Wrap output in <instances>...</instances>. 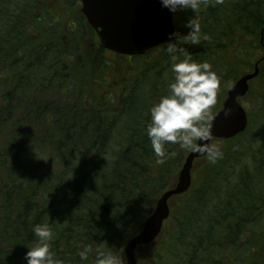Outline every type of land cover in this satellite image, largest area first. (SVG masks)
Masks as SVG:
<instances>
[{
	"label": "trees",
	"instance_id": "1",
	"mask_svg": "<svg viewBox=\"0 0 264 264\" xmlns=\"http://www.w3.org/2000/svg\"><path fill=\"white\" fill-rule=\"evenodd\" d=\"M193 17L199 44L183 42ZM262 30L264 0H207L178 16V46L220 79L209 118L264 56ZM168 43L112 52L111 62L77 0H0V264H27L33 229L44 224L64 264L117 257L174 184L190 150L168 143L157 157L146 134L149 109L174 76ZM242 104L246 129L215 140L214 161H197L148 245L158 248L149 264H264V59Z\"/></svg>",
	"mask_w": 264,
	"mask_h": 264
},
{
	"label": "water",
	"instance_id": "2",
	"mask_svg": "<svg viewBox=\"0 0 264 264\" xmlns=\"http://www.w3.org/2000/svg\"><path fill=\"white\" fill-rule=\"evenodd\" d=\"M81 12L96 33L100 45L109 51L121 55H139L155 50L168 43L169 33L175 31L173 13L161 6L160 0H80ZM261 44H264L263 30ZM259 58L250 72L240 76L226 91L220 108L210 117L211 146L214 140H227L244 132L248 116L241 104L249 90L250 83L259 73ZM231 115L225 117L226 109ZM197 145L204 141H196ZM207 154L189 151L177 175L175 184L164 190L156 199L151 212L141 227L124 245V263L138 264L135 252L137 248L153 244L163 230L165 220L170 214L172 198L184 194L192 184L194 163ZM72 264H85L75 262Z\"/></svg>",
	"mask_w": 264,
	"mask_h": 264
},
{
	"label": "clouds",
	"instance_id": "3",
	"mask_svg": "<svg viewBox=\"0 0 264 264\" xmlns=\"http://www.w3.org/2000/svg\"><path fill=\"white\" fill-rule=\"evenodd\" d=\"M206 2L207 0H160L161 6L173 14L185 10L195 13ZM216 3H223V0H216ZM185 27L189 31L183 37V42L190 40L192 44H199L201 27L198 18H190ZM168 35L166 52L171 59V72L174 76L168 85L167 94L162 95L149 109L146 134L157 157H165L164 146L171 143L178 144L182 149L207 154L214 161L221 153L217 148L206 144L211 139L208 110L216 103L220 79L208 62H197L190 53L178 46L181 37L176 31ZM224 115H231V109H226ZM197 140L204 143L197 145ZM33 234L36 238L34 245L26 246L28 250L24 259L27 264H64L50 250L53 234L46 224L36 225ZM91 251V247L85 248L80 253L81 259H85ZM96 264H121V261L112 253L98 252Z\"/></svg>",
	"mask_w": 264,
	"mask_h": 264
},
{
	"label": "rangeland",
	"instance_id": "4",
	"mask_svg": "<svg viewBox=\"0 0 264 264\" xmlns=\"http://www.w3.org/2000/svg\"><path fill=\"white\" fill-rule=\"evenodd\" d=\"M46 1V0H45ZM79 8H80V6H79ZM180 13L181 12H177L176 14H173V16H174V21H176L177 20V18H178V16L180 15ZM90 34V33H89ZM92 35V34H91ZM96 36V35H95ZM96 38H97V36H96ZM90 39V38H89ZM107 56L109 57V60L111 61V62H113L114 61V58L115 59H117V56L116 55H114L112 52H110V51H108L107 52ZM110 66H111V68L113 67L112 66V64L110 63ZM97 83H95L94 84V87L96 86L97 87ZM99 86V85H98ZM241 102H243V99H241ZM186 156V155H185ZM197 161L198 160H196L195 161V163H194V167H196L197 165H199L198 163H197ZM180 168L181 167H179V169H178V172H179V170H180ZM178 172H177V174H176V180H177V175H178ZM176 180H175V182H176ZM175 182H174V184H175ZM173 184V185H174ZM172 185V186H173ZM171 186V187H172ZM180 196V195H179ZM179 196H177V197H174V198H172L171 199V201H170V204H171V202L175 199V198H178ZM159 238V237H158ZM158 238L156 239V241L155 242H157V240H158ZM154 242V243H155ZM125 245V244H124ZM124 245L122 246V248L120 249V252H119V255L117 256V258H119V260L121 261V264H123L124 263V253H123V249H124ZM158 248H150V246H144V247H139V248H137V250H136V252H135V256H136V258H137V261H138V264H149L150 263V260H153L155 257H153L152 256V254L155 252H157L158 250H157ZM164 252L162 251V255L164 256L165 255V253L163 254ZM250 260V257H248L247 259H246V262H248Z\"/></svg>",
	"mask_w": 264,
	"mask_h": 264
},
{
	"label": "flooded vegetation",
	"instance_id": "5",
	"mask_svg": "<svg viewBox=\"0 0 264 264\" xmlns=\"http://www.w3.org/2000/svg\"><path fill=\"white\" fill-rule=\"evenodd\" d=\"M79 3V2H78Z\"/></svg>",
	"mask_w": 264,
	"mask_h": 264
}]
</instances>
